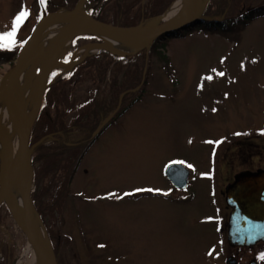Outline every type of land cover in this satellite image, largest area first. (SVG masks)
I'll return each instance as SVG.
<instances>
[{"label":"rangeland","instance_id":"obj_1","mask_svg":"<svg viewBox=\"0 0 264 264\" xmlns=\"http://www.w3.org/2000/svg\"><path fill=\"white\" fill-rule=\"evenodd\" d=\"M78 1L0 0V35L12 30L20 12L28 13L17 28L15 44L0 48L15 52L10 61H0V79L14 66L21 45L42 13L70 11ZM218 1L211 0L204 13L232 19L264 7V0H234L222 9L225 1ZM104 2L84 0L80 10L93 17ZM104 16L106 20L112 17L111 12ZM162 16L139 24L147 26ZM102 42L79 35L58 60L72 58L74 64L86 55L78 50ZM163 42L164 49L150 57L144 97L112 120L96 139L61 207L49 210L54 186L50 196L38 199V209L32 203L57 264H228L229 256L238 264L253 257L264 264V244L233 249L218 234L220 218L227 214L220 185L230 177L228 171L264 170V13L238 32L192 30ZM101 52L110 53L102 49L88 57ZM72 69L58 76L54 68L47 82L68 80ZM107 83L106 79L102 86ZM70 85L73 90L66 87L62 98L67 119L95 91L88 81ZM70 136L72 144L81 133L71 131ZM224 160L232 161L231 167ZM169 164L189 170L190 187L185 195L173 192L164 176ZM25 245V236L3 204L0 259L5 251L7 264H15Z\"/></svg>","mask_w":264,"mask_h":264},{"label":"trees","instance_id":"obj_2","mask_svg":"<svg viewBox=\"0 0 264 264\" xmlns=\"http://www.w3.org/2000/svg\"><path fill=\"white\" fill-rule=\"evenodd\" d=\"M173 1L175 0L146 2L144 0H105L103 6L92 18L117 27H134L142 20L163 15ZM224 1H221L223 3L221 7L224 6L222 9H227L234 0ZM209 10H213V6L209 7ZM105 12H111L110 20L104 18ZM263 13L264 7L246 10L232 19L209 16L208 13H204L205 17L211 19L202 20L193 31L207 34L238 32L254 19L261 17ZM187 33L189 31L182 32L180 37L186 36ZM164 47L163 41H154L149 50H142L132 56L118 57L108 52L98 53L75 65L68 80L58 79L45 89L39 112L31 127L29 140L31 147L44 138L41 144L31 149L33 182L37 185V189L35 185L32 188L31 196L35 207L38 206V199L48 194L50 196V189L53 186L54 196H51L49 210L61 207L69 194L70 185L81 161L96 139L112 120L118 119L121 113L128 111L144 97L150 57ZM13 55H15L14 51L1 50L0 61H10ZM106 79L107 85L102 86V82ZM85 81L90 82L95 91L91 90L92 95L89 100L77 106L73 117L67 119V113L62 108L63 92L66 87L73 90L74 86L70 83L76 85ZM133 90L135 91L128 92ZM127 100H129L128 104ZM110 116L108 122L102 126ZM98 129V133L95 134ZM71 131L81 133L80 139L72 144L68 142L71 140ZM42 184H44L43 188L35 194ZM8 259L9 255L4 251L0 264H7Z\"/></svg>","mask_w":264,"mask_h":264},{"label":"water","instance_id":"obj_3","mask_svg":"<svg viewBox=\"0 0 264 264\" xmlns=\"http://www.w3.org/2000/svg\"><path fill=\"white\" fill-rule=\"evenodd\" d=\"M83 1L79 0L77 5L70 11H56L48 14L45 12L42 13L41 19L21 45L14 66L6 75L4 85L0 86V96L4 95L6 108L17 127L18 136L16 155L13 156V152L10 151L7 162L0 160V206L2 204L6 205L13 220L15 221L17 219L19 221L18 226L21 232L35 249L41 264H57V262L53 249H44L31 228L30 213L33 210L31 200L33 183L31 149L41 144L44 138L40 139L31 147L29 140L31 127L39 112L44 91L51 84L47 82V79L49 73L54 69L52 67L53 61L65 46L79 35L87 34L99 39L107 36L124 40L130 45L127 52L122 55L109 52L114 56L125 57L132 56L142 50H149V47L154 41L161 42L167 39L179 38L182 32L193 30L202 20L211 19L203 15L211 0H204L198 7L194 6L193 0H181L182 15L175 21L163 22L152 27H142V24L134 27H117L97 21L83 14L80 10ZM55 21H63L68 25L66 33L63 40L55 46L46 63L40 69V86L33 102L31 116L28 122L23 127H20L17 123L13 108V92L23 71L31 62L33 50L43 29ZM88 56L84 55L72 64L71 69ZM22 107L20 105V108ZM97 132L98 130L95 134ZM0 134H2L1 127ZM16 171H19L25 180L23 217H19V214L9 206L6 200L10 178ZM164 174L173 187L178 189H185L187 187L189 172L183 165L169 164L165 167ZM225 202L230 208L227 233L228 246L231 248H250L258 243L264 242V170L258 169L254 172L245 171L235 175L233 182L225 189ZM227 262L230 264L233 263L230 259H227ZM249 264L257 263L251 261Z\"/></svg>","mask_w":264,"mask_h":264},{"label":"bare ground","instance_id":"obj_4","mask_svg":"<svg viewBox=\"0 0 264 264\" xmlns=\"http://www.w3.org/2000/svg\"><path fill=\"white\" fill-rule=\"evenodd\" d=\"M200 2L201 0H193L195 7H198ZM181 15L182 3L181 0H177L168 8L165 15L153 19L146 27H152L158 22L175 21L180 18ZM67 26L68 25L63 21H55L43 29L42 34L37 40V44L33 50L31 62L27 65L16 84L12 102L17 123L20 127H23L31 116L33 102L40 86V69L46 63L55 46L63 40ZM129 47L130 45L124 40L103 36V42L101 44L84 46L78 50V52L84 51L86 55H89L105 49L112 53L122 55L129 50ZM68 50H70V44L65 46L52 63V67L56 68L59 71V74L71 69L72 58L67 62L58 60V58ZM81 58L82 57L79 59ZM5 81L6 77L1 78L0 86H3ZM20 105L23 107L20 108ZM0 127L2 129V134H0V160L7 162L10 151L13 152V156L16 155L17 127L6 108L4 95L0 96ZM24 189L25 180L23 175L19 171L14 172L10 178L6 200L9 206L19 214V217H23L24 212ZM30 222L35 237L41 246L44 249L51 248L49 239L47 238L34 208L30 213ZM15 223L19 225V221L17 219H15ZM23 262H26L27 264H41L35 249L28 240H26L24 251L16 259L15 264H22Z\"/></svg>","mask_w":264,"mask_h":264},{"label":"flooded vegetation","instance_id":"obj_5","mask_svg":"<svg viewBox=\"0 0 264 264\" xmlns=\"http://www.w3.org/2000/svg\"><path fill=\"white\" fill-rule=\"evenodd\" d=\"M229 146H228V148L226 149V151H228L227 153H229L230 151H229ZM239 153H241V152H239ZM228 155V154H227ZM234 155V154H233ZM225 161V160H224ZM225 164L227 163V166H228V168L229 167H231L230 166V164L232 163V161H230V162H227V161H225L224 162ZM223 163V164H224ZM187 169V168H186ZM258 169H262V168H249V167H247V168H244V169H241V170H238V171H234V172H232L233 171V169H231V170H229L228 171V174H229V176L230 177H227V178H224L225 180L224 181H222L221 182V185H220V196H222L223 198H224V203H225V206H226V210H227V214H222V216H221V218H220V221H219V225H218V234L220 235V237L222 238V239H226V242H227V233H228V220H229V213H230V208L227 206V204H226V202H225V189H226V187L229 185V184H231L232 182H233V179H234V176L235 175H237L238 173H241V172H245V171H251V172H254V171H256V170H258ZM165 170V169H164ZM188 170V169H187ZM263 170V169H262ZM188 172H189V170H188ZM164 176H165V174H164ZM166 177V176H165ZM167 179V178H166ZM189 180H190V173H189V176H188V180H187V187L185 188V189H178V188H175V187H173L172 186V184L169 182V184H170V186L173 188V192H175V193H178V194H186V190L190 187L189 186ZM223 180V179H222ZM183 199V196H182V198H180L179 200H182ZM184 199H185V196H184ZM259 244H264V242H262V243H259ZM259 244H257V245H259ZM257 245H255V246H257ZM255 246H253V247H255ZM231 248V247H230ZM233 249H237V248H233ZM239 249V248H238ZM227 259H230L231 261H233V263H231V264H238V260L234 257V256H229ZM227 259L225 260V262L226 263H228L227 262ZM251 261H254L255 263H257V264H260V260H258L257 258H251V259H249L248 261H247V263L246 264H249ZM228 264H230V263H228Z\"/></svg>","mask_w":264,"mask_h":264},{"label":"snow or ice","instance_id":"obj_6","mask_svg":"<svg viewBox=\"0 0 264 264\" xmlns=\"http://www.w3.org/2000/svg\"><path fill=\"white\" fill-rule=\"evenodd\" d=\"M27 16L28 13L26 11L20 12L13 23L12 30L10 32L0 35V48H10L15 44V36H16L17 28L19 27L20 22ZM220 75H223V73H220ZM208 79H211V77H208ZM189 167H191V165H189ZM148 191H152V190L148 189Z\"/></svg>","mask_w":264,"mask_h":264}]
</instances>
